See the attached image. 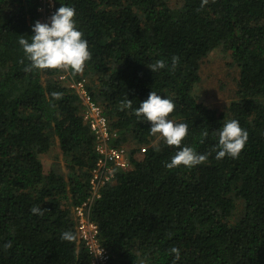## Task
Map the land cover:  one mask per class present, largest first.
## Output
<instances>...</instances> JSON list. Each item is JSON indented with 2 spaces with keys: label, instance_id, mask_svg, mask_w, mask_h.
<instances>
[{
  "label": "trees",
  "instance_id": "1",
  "mask_svg": "<svg viewBox=\"0 0 264 264\" xmlns=\"http://www.w3.org/2000/svg\"><path fill=\"white\" fill-rule=\"evenodd\" d=\"M38 2L0 0V264H88L72 209L88 195L98 156L78 97L58 80L61 70L25 71L18 40H30ZM54 2L75 8L88 41L91 58L72 74L86 77L118 134L115 144L132 145V168L116 171L91 211L109 264H264V0ZM218 48L238 72L235 97L221 112L194 94L204 59ZM157 59L169 68L152 73L147 66ZM151 91L173 100L169 118L188 125L180 146L153 143L150 122L136 118ZM230 119L248 141L238 158L218 160L216 130ZM53 143L62 172L42 165ZM183 146L208 160L167 168ZM34 206L45 211L33 214ZM64 231L75 239L62 240Z\"/></svg>",
  "mask_w": 264,
  "mask_h": 264
},
{
  "label": "clouds",
  "instance_id": "2",
  "mask_svg": "<svg viewBox=\"0 0 264 264\" xmlns=\"http://www.w3.org/2000/svg\"><path fill=\"white\" fill-rule=\"evenodd\" d=\"M208 0H201L203 7ZM75 8L66 4L60 7L51 15L48 22L36 21L32 26V35L30 40L25 36H20L18 44L22 47L24 56L29 61L25 66V71L32 70H68L73 74L80 73L91 58L88 47V41L83 38V33L77 28L75 17ZM179 63V57L173 56L171 59V70H175ZM152 73L159 72L162 69L169 68L164 59H157L154 63L147 66ZM55 98H60V92H52ZM131 104V101H127ZM175 109V103L167 96H162L155 91H151L148 98L139 103L134 110L138 120L150 122V132L157 135L169 146H180L182 140L188 132L186 123H177L169 118V114ZM208 135L207 132L204 133ZM218 143L216 147V159H222L225 156L236 159L239 157L242 149L248 141V132L240 126L237 119L226 121L216 130ZM208 153L197 152L191 146L179 147L175 155L171 157L170 162L166 163L169 169L176 167L192 168L203 164L208 160ZM31 213L42 215L45 210L42 207H32ZM61 239L72 241L75 234L72 231L61 233ZM11 242H7L4 247L10 248ZM175 259H179L180 252L176 247L170 249Z\"/></svg>",
  "mask_w": 264,
  "mask_h": 264
},
{
  "label": "built area",
  "instance_id": "3",
  "mask_svg": "<svg viewBox=\"0 0 264 264\" xmlns=\"http://www.w3.org/2000/svg\"><path fill=\"white\" fill-rule=\"evenodd\" d=\"M56 10L54 0H39L38 16L35 22H48ZM58 80L72 89L78 97L82 119L93 135L94 151L98 156L90 171L88 195L73 207L72 218L76 224L82 247L88 254V264H109L110 253L101 244L99 227L91 219V211L95 202L100 199L102 190L114 183L116 171L132 168L129 149L123 144H115L118 134L110 129L109 120L102 107L93 99L87 88L86 78L82 76L73 78L67 71L60 74Z\"/></svg>",
  "mask_w": 264,
  "mask_h": 264
},
{
  "label": "rangeland",
  "instance_id": "4",
  "mask_svg": "<svg viewBox=\"0 0 264 264\" xmlns=\"http://www.w3.org/2000/svg\"><path fill=\"white\" fill-rule=\"evenodd\" d=\"M178 1L168 0V4L174 6ZM67 71L61 69L60 74ZM70 74L73 78H76L72 73ZM237 75L236 68L230 65L228 54L222 48L215 49L204 59L201 65V81L196 86L194 94L205 106L218 112L224 111L225 107L235 97ZM157 136L153 143L159 140ZM123 145L127 146L128 149L132 146L129 142H124ZM41 160L45 171L57 169L62 172L64 169V161L55 143H53L49 152L41 156Z\"/></svg>",
  "mask_w": 264,
  "mask_h": 264
}]
</instances>
